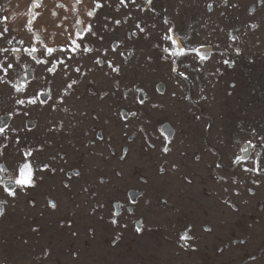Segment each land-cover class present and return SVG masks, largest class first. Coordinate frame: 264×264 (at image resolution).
Returning a JSON list of instances; mask_svg holds the SVG:
<instances>
[{"label":"rangeland","instance_id":"obj_1","mask_svg":"<svg viewBox=\"0 0 264 264\" xmlns=\"http://www.w3.org/2000/svg\"><path fill=\"white\" fill-rule=\"evenodd\" d=\"M36 2L0 0L11 40L0 47L19 50L0 71V180L18 175L29 149L37 169L34 188L11 185L16 197L0 183V264H264V175L243 171L257 159L264 167V0H100L95 17L93 0ZM89 24L94 51L66 61L68 75L36 63L44 45H64ZM169 28L188 48L206 46L203 65L180 58L171 71ZM32 45L35 58L24 51ZM37 93V104H16ZM244 145L250 159L233 164Z\"/></svg>","mask_w":264,"mask_h":264},{"label":"snow or ice","instance_id":"obj_2","mask_svg":"<svg viewBox=\"0 0 264 264\" xmlns=\"http://www.w3.org/2000/svg\"><path fill=\"white\" fill-rule=\"evenodd\" d=\"M107 2V0H105V3ZM228 0H224V3L227 4ZM32 3V7L36 8L39 5L37 4L36 0H31ZM77 4L82 3V0H76ZM120 6L122 7H127L128 4H132L136 7H139V5L137 4L136 0H119ZM153 3V0H146V5L145 6H149ZM104 6V4H102L100 2V0H93V6L88 10L87 15L89 17H95L97 15V10L102 9ZM59 7L63 8L64 6L61 4L59 5ZM209 8L212 7L211 4L208 5ZM56 13H53V15H55ZM35 19V15L32 16V19L28 20V27H29V31L31 30V25L33 23V20ZM107 19V17H106ZM7 21V17H0V23L6 22ZM77 23H80L79 21ZM165 23H167V21H165ZM115 25H120L121 24V20H115L114 21ZM103 27H107V25L105 24ZM136 29H138V31L140 33H143L145 31V29L143 27H141V24L139 22H137L136 24ZM9 28L7 27L6 23L4 24L2 30H0V39H5L7 40V36L9 33ZM85 33L91 36H96L97 32L93 29L92 24H89L86 28L81 29V30H77L75 36H73L72 34H69L66 37V41L67 43L64 45H61L59 47H50L47 45L43 46V51L40 52L41 55L45 56V59L40 60L37 59L36 63L38 64H43V65H47L49 63H52L53 65H59L62 66V71L65 69H70V65L66 62V61H71L73 59V56L76 54H79L81 52L83 53H92L94 51V49L90 46H88V44L85 43ZM101 40L104 39L103 36L100 37ZM164 40H170L172 47L168 48H164V52L168 53L169 56L173 57V67L171 68V71L176 72L177 68H176V61L179 60L180 58H189L191 57L193 60H199V63L201 65H203L205 63V61L209 58L208 57V52L206 49V46L204 45H200L198 47H191L188 48L183 44V41L181 40L179 43L177 41L176 38H174V34H173V28H169L168 29V34H166L163 37ZM232 40H237L238 37H236L235 35L231 36ZM79 41V42H78ZM7 43H11V40H7ZM21 44L24 43L23 40L20 41ZM41 43L43 44V41H41ZM118 47V45H117ZM117 47H112V51L115 53L117 51ZM19 51L18 49H12L11 51L6 48V47H0V55H3V59H0V71L4 72L5 74H8L10 70H12L14 68V65L12 63H8V57L10 55H12V53ZM24 51L32 57H36L37 53H38V49L35 45H32L30 47H26L24 49ZM104 53L106 54L108 49H104L103 50ZM67 53V56H64V54ZM237 54H239V49H237ZM119 55L123 56V53H119ZM54 56H57L56 59H53ZM94 63L96 65H101L106 63L107 67L110 69L111 72L120 73V67L119 65H114L113 62L111 60H102L99 57L96 58V60L94 61ZM224 64H230V65H234L235 61L234 60H224L223 61ZM47 72L49 73H55L56 72V67H48L46 69ZM73 71H75L76 73H81V69L80 67H76ZM64 75H68V71H63ZM83 74V73H81ZM178 76L183 77L184 79H187L188 77L185 75L184 72H178ZM71 79V78H70ZM78 80H71V83H68L65 87V91L72 89L74 85L78 84ZM16 91L19 93H23L24 89L21 87H17ZM137 91H142V89H138ZM39 93L37 94H33L31 97L27 98V99H17L16 100V104L18 105H25V104H31V105H35L38 102L39 99ZM173 95H175V93H173ZM186 99L188 97H185ZM61 100H63V97H60ZM147 99V97L145 96L144 98H140L139 96L136 97L135 99V103H138L140 105H143L145 103V100ZM41 103H45V101H40ZM50 106H54V102L53 105ZM27 114V113H25ZM130 115L135 116L136 113L132 112L130 113ZM166 132H168V129H165ZM169 136L172 135L171 132L168 133ZM253 134L255 135V131L253 130ZM0 136H3V138L7 139V133L5 131V125L3 123H0ZM261 141H264V137H260L259 138ZM171 141H169L170 143ZM17 143H18V138H17ZM248 145L250 146V148H255L256 145L252 144V141H248L247 142ZM152 147H154V145H150ZM42 147L40 148V150H42ZM125 153L127 152V149L124 150ZM163 151L167 152L169 151V148L167 147V145H165ZM250 151H249V147H245L242 149V154L241 155H237L235 157V159L233 160V164H240V162L242 160H248L250 159ZM257 157L260 156V153L257 152L256 153ZM33 157V151L31 149H29L28 151H26L24 153V159L23 161L18 165V175H16L13 178H9L6 182L7 185H12L14 184L16 186L17 190H25L27 191L30 188H34L36 186V177H35V171L37 169H35L33 167L32 164V160L30 158ZM124 157L122 156L121 159H123ZM253 166L252 167H248V166H244L243 167V171L245 173H251L254 174L256 176H261L264 175V167L260 166V162L259 159L254 160L253 162ZM49 165L48 164H44L42 166V168H40L39 170L43 171V170H48L49 169ZM175 167V165L173 166ZM217 168H220L221 165L217 164L216 165ZM0 171H6L5 167L3 165H0ZM52 171H55V169H52ZM42 179V178H41ZM221 179H227L224 176H221ZM255 184H259L261 181L259 179L254 180L253 181ZM0 183H5V181L0 180ZM232 183L235 184L237 183V179L235 177L232 178ZM239 183H243V181H239ZM7 194L11 197H16L17 196V190H13L11 187H5L4 189ZM225 191H227V189H225ZM248 191L251 192V189H248ZM237 195L239 194V192L237 191L236 193ZM3 202H0V205H2ZM51 207L52 208H56V204L54 202L51 203ZM0 214H3V208L0 207ZM35 231V229H33ZM141 229L137 228V231L139 232ZM73 235H75V233H73ZM183 239H187V240H191L194 239L193 237L188 236L187 233L183 234ZM185 248L191 247V245L185 243L184 244Z\"/></svg>","mask_w":264,"mask_h":264},{"label":"water","instance_id":"obj_3","mask_svg":"<svg viewBox=\"0 0 264 264\" xmlns=\"http://www.w3.org/2000/svg\"><path fill=\"white\" fill-rule=\"evenodd\" d=\"M245 147H249V146H248V145H244V146H242V147H241V152H242V149L245 148ZM5 185H6L7 187H11V185H7L6 183H5Z\"/></svg>","mask_w":264,"mask_h":264}]
</instances>
